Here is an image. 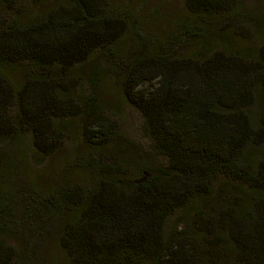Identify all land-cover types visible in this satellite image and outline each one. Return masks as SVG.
<instances>
[{
  "label": "trees",
  "instance_id": "trees-1",
  "mask_svg": "<svg viewBox=\"0 0 264 264\" xmlns=\"http://www.w3.org/2000/svg\"><path fill=\"white\" fill-rule=\"evenodd\" d=\"M137 1L0 0V264L49 241L67 264H264V0H183L159 35ZM105 79L149 150L120 133ZM72 126L48 186L17 177Z\"/></svg>",
  "mask_w": 264,
  "mask_h": 264
},
{
  "label": "rangeland",
  "instance_id": "rangeland-1",
  "mask_svg": "<svg viewBox=\"0 0 264 264\" xmlns=\"http://www.w3.org/2000/svg\"><path fill=\"white\" fill-rule=\"evenodd\" d=\"M183 0H143L144 7H147L149 11L155 12L156 18L150 19L146 25L145 29L148 32H152L156 35L161 34V32L167 33L169 29L182 17H186L187 14L182 5ZM132 4L138 6L137 0H132ZM240 6H244L245 9H250L251 4L248 0H242L239 2ZM151 9V10H150ZM260 30L262 32V37H264V27L258 25L253 32ZM259 31V32H260ZM260 32V34H261ZM224 38L228 41L231 46V50H235L242 43L239 38L224 34ZM258 42V39H255ZM256 48V45L254 46ZM229 48V50H230ZM192 50L189 47H183L182 52L186 50ZM17 80V76L12 77ZM73 89L76 93L82 91L85 93L84 86L75 81L73 84ZM101 92L103 100L109 106V110L112 118L117 122L120 133L127 137L142 149L149 150V141L141 134L140 123L141 117L139 113L127 102L123 101L119 96V93L112 87L109 79H105L101 84ZM77 129L72 126L70 134L66 135L61 143L59 151H56L51 158H46L45 161L39 165H32L26 159L23 163H20V168L17 177L29 182L35 186L45 187L48 186L53 178H56L58 171L64 164V162L69 161L73 154V149L77 148ZM71 178L74 176L76 179L81 178L76 173L69 175ZM180 214V211H176L174 214L170 215L164 222L163 232L166 233L173 228L178 230V221L176 220ZM46 246L42 250V255L40 261L36 264H67L63 259V255L56 251L53 243L51 241L45 244Z\"/></svg>",
  "mask_w": 264,
  "mask_h": 264
}]
</instances>
